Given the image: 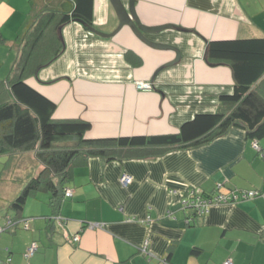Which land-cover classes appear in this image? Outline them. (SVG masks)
<instances>
[{"label": "crops", "instance_id": "0c3cea01", "mask_svg": "<svg viewBox=\"0 0 264 264\" xmlns=\"http://www.w3.org/2000/svg\"><path fill=\"white\" fill-rule=\"evenodd\" d=\"M43 7L68 10L71 2L0 0V79L16 60L24 27ZM135 14L147 27L172 26L145 35L174 46L177 60L174 49L153 48L128 26L104 37L76 21L64 23L57 56L25 80L55 104L54 119L88 122L86 137L174 133L195 114L215 111L219 97L232 92V70L208 62L207 41L264 37V0H136ZM92 20L102 33L117 26L108 0H93ZM136 81L152 89H138ZM252 143L232 126L207 143L159 156H90L73 165L66 184L72 194L54 214L50 193L42 190L20 213L9 207L41 165L29 151L2 155L8 163L0 167V264H264V137L257 149ZM123 174L129 183L120 182ZM189 187L259 194L213 203L202 216L180 204ZM57 215L64 221L57 223ZM87 221L103 226L83 228ZM75 233L78 241L71 240ZM144 241L146 254L137 248ZM31 243L37 249L25 258Z\"/></svg>", "mask_w": 264, "mask_h": 264}, {"label": "trees", "instance_id": "16d2710c", "mask_svg": "<svg viewBox=\"0 0 264 264\" xmlns=\"http://www.w3.org/2000/svg\"><path fill=\"white\" fill-rule=\"evenodd\" d=\"M69 1L68 10L43 7L38 11L24 27L14 64L0 79V156L29 151L41 165L11 201L9 207L16 213L30 195L42 190L50 193L48 204L54 214L73 165L90 156L106 161L159 156L207 143L232 126L244 129L248 139L264 137V37L207 41L208 62L227 63L232 70V92L219 97L215 111L195 114L174 133L86 137L88 122L54 119L55 104L25 80L57 56L62 24L76 21L88 29L92 26L93 0ZM2 163L5 167L8 160Z\"/></svg>", "mask_w": 264, "mask_h": 264}, {"label": "built area", "instance_id": "2783aa9c", "mask_svg": "<svg viewBox=\"0 0 264 264\" xmlns=\"http://www.w3.org/2000/svg\"><path fill=\"white\" fill-rule=\"evenodd\" d=\"M135 86L138 89L141 90H151L152 84L149 82H142V81H136ZM254 148H258L257 143L255 140H253L252 143ZM131 181L130 176L127 174H123L120 177V182L122 184H127ZM72 194V190L70 188L64 189V196L70 197ZM259 192L256 190H247V191H238L235 192L233 190L227 191V192H221L219 190H215L210 192L209 194H204L202 192V189L199 187H189L187 188L184 193L182 194L180 198V204L184 208H190L193 210L194 214L196 215H205L208 213L210 206L213 203H224V202H233L238 199H245V198H252L256 195H258ZM54 219L57 223H61L64 221V217L61 215L54 216ZM13 223L12 220H7L6 224L11 225ZM83 228H101L103 226L102 222H93V221H87L84 223ZM5 227L0 226V232L4 230ZM79 233H75L72 235L71 240L78 241L79 240ZM139 252L142 254L147 253V241H144L141 245L138 247ZM37 249L36 243H31L25 252L23 253V256L25 258L30 257ZM6 264H9V259L6 260ZM159 264H168L165 259L160 260ZM223 264H231V261L229 259L225 260Z\"/></svg>", "mask_w": 264, "mask_h": 264}, {"label": "water", "instance_id": "95a60500", "mask_svg": "<svg viewBox=\"0 0 264 264\" xmlns=\"http://www.w3.org/2000/svg\"><path fill=\"white\" fill-rule=\"evenodd\" d=\"M113 11L115 14V17L117 19V26L112 30L110 33H102L99 32L94 27H89V30L94 32L97 35L104 36V37H111L115 35L123 26H128L132 29V32L142 41H144L146 44L151 45L153 48L156 49H174L176 56L175 60L179 57L180 53L179 51L174 48V46H171L169 44H164L160 42L153 41L149 39L145 34L146 33H157L164 29H167L169 27H172L170 24H164V25H158V26H152L147 27L141 24L138 21V18L135 14V2L136 0H127V4H124L122 0H108ZM82 24L81 22H78ZM173 62H169L166 65H170Z\"/></svg>", "mask_w": 264, "mask_h": 264}, {"label": "rangeland", "instance_id": "374dc122", "mask_svg": "<svg viewBox=\"0 0 264 264\" xmlns=\"http://www.w3.org/2000/svg\"><path fill=\"white\" fill-rule=\"evenodd\" d=\"M4 157H2L1 159H0V167H1V163L5 160V158L3 159ZM26 161H28V160H26ZM22 164V163H21ZM32 165V164H31ZM31 165H29V166H31ZM30 169H32V166L31 167H24L23 168V166H22V168H21V173H22V175H20V176H24V174L26 173V171H28V170H30Z\"/></svg>", "mask_w": 264, "mask_h": 264}]
</instances>
